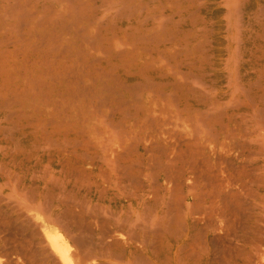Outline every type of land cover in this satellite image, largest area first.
Instances as JSON below:
<instances>
[{
  "label": "bare ground",
  "instance_id": "1",
  "mask_svg": "<svg viewBox=\"0 0 264 264\" xmlns=\"http://www.w3.org/2000/svg\"><path fill=\"white\" fill-rule=\"evenodd\" d=\"M0 264H264V0H0Z\"/></svg>",
  "mask_w": 264,
  "mask_h": 264
}]
</instances>
